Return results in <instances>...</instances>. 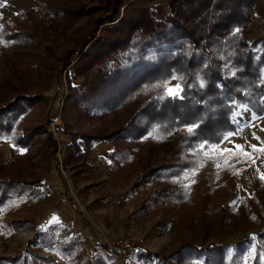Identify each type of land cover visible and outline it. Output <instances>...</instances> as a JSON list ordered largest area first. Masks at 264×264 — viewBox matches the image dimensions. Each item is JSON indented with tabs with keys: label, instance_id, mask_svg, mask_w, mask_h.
<instances>
[{
	"label": "rangeland",
	"instance_id": "rangeland-1",
	"mask_svg": "<svg viewBox=\"0 0 264 264\" xmlns=\"http://www.w3.org/2000/svg\"><path fill=\"white\" fill-rule=\"evenodd\" d=\"M105 2L0 0V107L20 93L36 96L37 107L17 128L47 127L30 150L23 152L26 158L20 157L21 149L10 140H0V178L29 179V173H34L35 178L44 179L40 195L21 196L0 206V264H13L9 261L13 258L20 259L17 264H69L62 248L74 246L76 235L71 232L77 228L92 230L86 234L95 236L91 243L85 240L78 244V253L87 257L84 264L98 254L107 264H146L142 259L148 264H208L218 259V254L213 256L206 250L217 246L225 247L222 264H254L264 253V240L258 238L264 233V180L260 179L264 154L256 153V163L251 164L238 163L228 155L218 157L211 149L207 155L199 150L202 143L220 144L222 139L219 143L198 142L178 155L185 138L192 135L188 126L165 130L147 117L125 135L120 130L150 94L161 91V84L142 86L125 96L133 85L126 81L111 93L80 99L79 87L95 81L102 67L95 66L87 76H80L74 64L96 40L90 38L103 12L96 10ZM155 8L159 14L169 11L166 0H160ZM247 15V40L262 52L257 42L264 38V0L248 6ZM118 22L116 19L107 25ZM104 26L96 31L97 37L105 35ZM258 81L264 83V71ZM176 83L172 80L167 85ZM56 115L61 116V123L54 126ZM250 122L255 126L248 127ZM233 123L238 133L233 137L235 143L258 144L253 133L264 141V114L255 115L246 106L237 105ZM144 127L147 131L140 133ZM50 132L58 141V151L56 155L49 151L35 163L32 157L42 149ZM70 134L114 135L115 139L94 143L68 171L64 159L66 144L73 141ZM98 144L99 149L94 150ZM109 149L117 150L118 156L110 157ZM186 162L190 166L180 174L165 175L167 166ZM157 169H162L159 174ZM61 204L72 209L71 225L58 224L52 233L45 232L47 220L57 217ZM26 219L32 222L23 227L12 224ZM99 237L102 244L97 242ZM126 241L135 253L124 247L113 249ZM92 249L108 252L89 258L88 250Z\"/></svg>",
	"mask_w": 264,
	"mask_h": 264
},
{
	"label": "trees",
	"instance_id": "trees-1",
	"mask_svg": "<svg viewBox=\"0 0 264 264\" xmlns=\"http://www.w3.org/2000/svg\"><path fill=\"white\" fill-rule=\"evenodd\" d=\"M159 1L106 0L96 10L103 11L90 38L96 40L74 64V69L80 76H87L93 67H102L95 81L79 87L80 99L111 93L116 85L126 81L133 85L125 96L142 86L161 84V91L150 94L147 102L120 131L129 134L132 128L142 125L145 117L162 124L165 130L198 124L199 127L185 138L176 152L180 155L198 142L210 140L219 143L227 133H235L233 120L237 105L246 106L255 115L264 114V83L258 81L264 71V38L257 42L263 49L259 52L251 47L245 33L247 7L254 5L256 0H166L169 11L161 14L155 8ZM116 19L119 20L117 24L107 25ZM100 26H104L105 35L97 37L96 31ZM66 63L68 66L70 59ZM172 76L182 78L176 80L183 87L182 99L164 96V85L173 80ZM38 102L36 96L20 93L13 101L0 107V140H10L16 149L30 150L47 127L32 125L20 130L17 126L37 107ZM144 129L138 131L145 133L147 129ZM70 137L73 141L66 147L64 159V168L68 171L72 169L70 164L86 156L94 143L115 139L114 135L70 134ZM58 145L50 132L32 160L35 163L42 161L41 158L49 151L56 155ZM118 154L116 150L110 157L115 158ZM26 156L22 154L20 157ZM186 165L189 167L190 162L169 165L164 168L165 175H178ZM161 170L157 169L155 173L159 174ZM43 180L35 178L34 173H29V179L0 178V206L21 196L40 195ZM31 222L26 219L12 224L23 227ZM258 238L264 240V233ZM224 249L223 246L208 248L206 251L213 256L218 254V259L208 264H222ZM62 250L69 264H84L87 260L86 255L78 253V245ZM262 258L264 253L258 255L254 264H264ZM2 260L0 258V262ZM19 260L13 258L9 261L17 264ZM106 261L103 255L98 254L88 264H107Z\"/></svg>",
	"mask_w": 264,
	"mask_h": 264
},
{
	"label": "snow or ice",
	"instance_id": "snow-or-ice-1",
	"mask_svg": "<svg viewBox=\"0 0 264 264\" xmlns=\"http://www.w3.org/2000/svg\"><path fill=\"white\" fill-rule=\"evenodd\" d=\"M172 79L180 80L182 78L177 77V76H172ZM201 87H203L202 82H201ZM164 88H165L164 96L171 97L174 99L183 98L182 96L183 87L180 83H176L175 85H171V86L165 84ZM247 126L253 127L255 125L253 122H250L249 125ZM197 127H199L198 124H192L187 127V131L189 133H193ZM261 131H264V128H261ZM237 134L238 133H233V132L227 133V135L223 137V143H220V144H208L207 142L202 143L201 145H199V150L201 152H204L205 155H207L208 150L211 149L212 151L216 153L218 157H223L225 155H228L236 159L238 163L240 162L248 163L249 161H251V164H255L256 163V153L264 154V141H261L260 137L256 136V134L253 133L252 138L257 140L258 144L245 145V144L235 143L233 141V137ZM225 144H231L232 146L229 148V147L224 146ZM20 151H21V154H23V152L26 150L21 149ZM216 167L219 168L220 165L217 164ZM260 179L264 180V173H261Z\"/></svg>",
	"mask_w": 264,
	"mask_h": 264
},
{
	"label": "crops",
	"instance_id": "crops-1",
	"mask_svg": "<svg viewBox=\"0 0 264 264\" xmlns=\"http://www.w3.org/2000/svg\"><path fill=\"white\" fill-rule=\"evenodd\" d=\"M67 138V137H66ZM68 139V138H67ZM69 140V139H68ZM71 142L69 140V143H67L66 145H69ZM100 147V144H98L95 148V149H99ZM107 151V154L110 155L111 152H113V149H109V150H106ZM103 158H106L108 155L106 154H101ZM45 188V187H44ZM50 189V188H49ZM51 190V189H50ZM59 208H61L62 210L56 212V215L57 217L56 218H52L50 220H47L46 224H48V228H45V232H50L52 233L53 230L56 228L55 226L58 225V224H61V225H71L72 221H73V213H72V209H69L65 204H61L59 206ZM56 222H58L56 224ZM72 227V226H71ZM92 230L86 232L85 230L81 229L79 230L78 228L76 230H72V234H75L76 236V240L77 241H74L72 242L73 244L72 245H78L79 242L81 241H88L89 243L93 242V239H92V236H94V234H86V233H91ZM97 242H100L102 244V238L99 237V240L97 239Z\"/></svg>",
	"mask_w": 264,
	"mask_h": 264
},
{
	"label": "built area",
	"instance_id": "built-area-1",
	"mask_svg": "<svg viewBox=\"0 0 264 264\" xmlns=\"http://www.w3.org/2000/svg\"><path fill=\"white\" fill-rule=\"evenodd\" d=\"M61 123V116H58V115H56L54 118H53V125L55 126V125H58V124H60ZM132 244L129 242V241H126L125 243H117L116 244V246H114L113 247V249H118V248H127L132 254L133 253H135V249L131 246ZM106 246V245H105ZM106 247H108L109 248V246H106ZM111 248V247H110ZM100 251L101 252H108V250L107 249H101V250H94V249H92L91 251H89L88 250V252H89V258H94L98 253H100ZM142 263H146V264H148V262L147 261H145V260H143L142 259Z\"/></svg>",
	"mask_w": 264,
	"mask_h": 264
}]
</instances>
